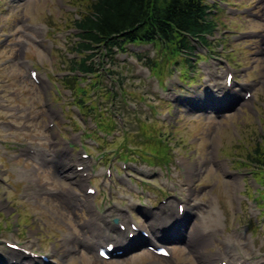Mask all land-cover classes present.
<instances>
[{"label": "rangeland", "instance_id": "374dc122", "mask_svg": "<svg viewBox=\"0 0 264 264\" xmlns=\"http://www.w3.org/2000/svg\"><path fill=\"white\" fill-rule=\"evenodd\" d=\"M209 1L217 7L209 45L192 39L195 50L184 57L161 44L127 43L114 57L95 46L97 70L86 75L72 65L91 52L76 49L83 40L75 21L87 0H0L1 248L31 247L36 264H204L214 257L264 264V168L249 159L264 139V0ZM228 72L231 91L222 94ZM76 84H91L84 105ZM229 94L220 110L203 106L201 99ZM76 162L84 168L75 178L61 172ZM190 189V202L204 205L192 222L214 207L217 230L182 226L183 239L165 236L169 256L151 249L150 236L110 259L91 246L112 241L107 235L120 226L133 233L130 223L149 235L150 223H159L149 214L168 211L170 200L184 211ZM233 241L241 243L231 245L232 259L225 246Z\"/></svg>", "mask_w": 264, "mask_h": 264}, {"label": "trees", "instance_id": "16d2710c", "mask_svg": "<svg viewBox=\"0 0 264 264\" xmlns=\"http://www.w3.org/2000/svg\"><path fill=\"white\" fill-rule=\"evenodd\" d=\"M214 7L209 0H87L75 21L83 40L77 49L89 50L99 44L106 54L114 57V48L126 51L127 43L137 42L170 46L174 53H193L191 38L209 44L207 37L217 28ZM91 57L86 55L72 68L95 73L94 63L87 61ZM82 92L89 94L87 89ZM260 145L262 149L255 148L249 159L264 168V139Z\"/></svg>", "mask_w": 264, "mask_h": 264}, {"label": "bare ground", "instance_id": "6f19581e", "mask_svg": "<svg viewBox=\"0 0 264 264\" xmlns=\"http://www.w3.org/2000/svg\"><path fill=\"white\" fill-rule=\"evenodd\" d=\"M226 76H225V80H226ZM226 85H227V83L220 84L218 87L219 88L218 91H220V93H222V94H225L224 92L226 90H228L226 92V94H228L231 91V88L228 89V87ZM232 98H233V94L232 95L229 94L227 96L220 97L215 102L209 96H208V98H206V99L204 98L201 100H202L203 106H206V108L212 107L213 110H220L224 107V104L229 103L232 100ZM224 99H226V101H223ZM191 106L192 107H198V106H195L193 104H191L190 107ZM77 164L80 165L79 162H76L74 171H70V170H66V169H64L62 171V168H61V172L64 174L67 173V176H69L70 178H75L78 175L77 174L78 169L76 167ZM193 176H194L193 171L189 172L188 177L186 179L188 181V183H191V181L193 180ZM85 179L86 178H79L78 181L80 180V182H84ZM226 181H227V183H229L231 185L232 182L230 180H226ZM85 183H83V185ZM96 194H97V191L94 193V195H96ZM193 195H194V193L190 189V193L188 194V198H187V199H189L188 200L189 202L187 201V205H186V208L183 211V213H181L178 210L179 205L177 206L176 210H174V201L173 200L169 201L168 207H169L170 211L169 210L167 211L166 207L161 206L159 208V210L155 212L154 216H152L151 214L148 213L150 215L148 217H149V219H151V221H154V219L159 220V223L157 226H156V222L150 223V226L152 227V232H151L152 234L150 233V235H151L150 238L152 239V242L156 246L165 247L163 244H165V242H166V240H165L166 235H168V237L171 239H173V238H177L179 240L183 239L185 237V234L183 235V231L181 230L182 226L187 228L190 225H194L196 223V225H198L202 229L203 233L218 229L217 217H216L214 207H211V208L205 210V213L203 215L198 214V215H200L199 220L197 222H196V220L194 222H192L193 216L196 218L195 214H197L194 211V209L199 208L200 206H202V208L204 207V205H201L199 202H195V203L190 202V200L193 199ZM109 215L110 214H108L107 216H109ZM165 223H167V225L165 227H163V225ZM108 224H110V223L108 222ZM110 225H111L110 231L113 230L114 232H117V228L115 227L116 228V231H115L114 225L113 224H110ZM130 226H132V223H130ZM105 228L109 230V226L106 225ZM96 230H98V229L95 228V233L98 234L99 232ZM131 230L132 229H130V231H128V233L133 232L135 234V236H134L135 238L133 240L129 238V234L126 235L124 231L118 230L119 231L118 235H113V236L109 235V234L107 235L109 238H112L113 240L111 239L112 241L107 242L105 245L113 243L114 245H116L117 249L126 248L127 250L125 253H128V252L132 251L134 248L141 246V245H144L148 241L147 238L142 239V237H140L141 235H140L139 230H137V231H131ZM180 237H182V238H180ZM91 239L92 238L85 239V240L90 241ZM201 241H203V240L197 241L199 243L198 247L200 249H204V246L200 245ZM101 242H102V240L100 242L92 243L91 246L93 244H96L95 246H96L97 250L99 251V248L102 246ZM233 242H234V244L233 243H227V245L225 246V253L227 255H229V257H227L225 255V257H227V258L233 259V254L231 253L233 251V249H231L232 248L231 245L239 246L241 243L239 241H233ZM160 243H161V245H160ZM188 245L189 246L191 245V247L197 246V244H192V243L188 244ZM235 248H237V247H235ZM29 249H31V247ZM218 253H220V252H218ZM218 253L216 255H221ZM7 260H9L8 264H24L27 262H29L30 264H36L39 261L38 258H35L30 253H27L25 251H17L16 252L14 250H4L3 248L0 247V264H6ZM224 260H226V259L220 260V259H216L214 257L213 259H211L209 261H205L204 264H217V262H219V261H220V263H223ZM52 262H55V261L52 260ZM226 264H238V263H236V262L231 263L228 260L226 262ZM254 264H263V263H262V261H256V262H254Z\"/></svg>", "mask_w": 264, "mask_h": 264}, {"label": "water", "instance_id": "95a60500", "mask_svg": "<svg viewBox=\"0 0 264 264\" xmlns=\"http://www.w3.org/2000/svg\"><path fill=\"white\" fill-rule=\"evenodd\" d=\"M117 220V219H116Z\"/></svg>", "mask_w": 264, "mask_h": 264}]
</instances>
